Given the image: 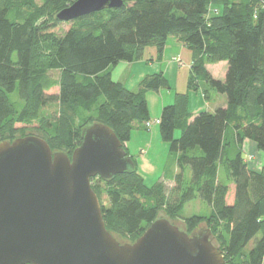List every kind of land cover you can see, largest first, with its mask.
Here are the masks:
<instances>
[{
	"label": "trees",
	"instance_id": "trees-1",
	"mask_svg": "<svg viewBox=\"0 0 264 264\" xmlns=\"http://www.w3.org/2000/svg\"><path fill=\"white\" fill-rule=\"evenodd\" d=\"M73 1L0 0V142L37 135L70 157L82 129L102 123L128 155L132 129H147L151 120L146 92L169 83L158 72L133 91L114 81L111 70L140 59L147 45L160 57L173 35L192 53L190 88L206 99L222 94L227 104L194 115L187 95L176 93L162 107L159 133L176 166L164 170L163 181L146 186L132 158V171L90 179L105 227L131 243L163 213L188 234L204 224L226 264H264V171L242 156L244 140L264 151V0H122L119 8L67 21L60 34L55 15ZM221 61L226 71L219 79L206 64ZM165 181L173 184L166 189ZM196 197L210 213L181 217Z\"/></svg>",
	"mask_w": 264,
	"mask_h": 264
},
{
	"label": "water",
	"instance_id": "water-1",
	"mask_svg": "<svg viewBox=\"0 0 264 264\" xmlns=\"http://www.w3.org/2000/svg\"><path fill=\"white\" fill-rule=\"evenodd\" d=\"M122 5L75 0L55 18L72 21ZM133 168L115 133L102 123L82 129L70 157L53 152L37 135L0 142V264H226L205 227L188 234L159 217L131 243L106 229L90 179L107 180Z\"/></svg>",
	"mask_w": 264,
	"mask_h": 264
},
{
	"label": "rangeland",
	"instance_id": "rangeland-1",
	"mask_svg": "<svg viewBox=\"0 0 264 264\" xmlns=\"http://www.w3.org/2000/svg\"><path fill=\"white\" fill-rule=\"evenodd\" d=\"M215 9L211 7L210 13H215ZM70 26L69 22H61L55 30L58 33H62L68 29ZM172 37V38H171ZM168 39L171 41L174 40L171 47L168 49H163V55L160 57L156 54L153 56L152 49L155 46L147 45L142 52V56L140 59L133 61L134 63L131 72L128 74V70L125 71V74L128 77L127 87L135 86L147 75L155 74L158 72H163L165 78L168 80L169 88H160L158 91L149 90L146 92L145 97L147 101V106L150 115V121H152L151 125L153 126V135H148L150 132L148 130L150 127L138 128L134 127L131 132L130 139L126 142L125 146L127 147V152L131 150V153L128 155L135 160L138 172L142 174L144 177V182L146 186H152L154 183L162 180L164 176V170L170 168L175 171L176 166L173 162H170L169 158V144L161 139L159 133V125L157 123H153L155 120L154 114H160L163 106L170 105L174 101V95L176 93H184L187 95L188 100V109L192 114H197L201 111H209L208 108L210 106L213 107L216 105L218 100L216 98L206 99L202 97V93L200 89H192L189 86V80L191 74L190 64L187 59L182 55L180 51V47H182L180 42L176 40L177 38L173 35L168 36ZM188 49V48H186ZM165 51V53H164ZM179 55V56H176ZM176 56V57H174ZM153 59V62L151 61ZM180 59V62L174 60ZM127 63V62H126ZM221 63V62H220ZM220 63H208L210 64L209 69L214 73L216 70V66H220ZM124 64H119L115 68V72L123 70ZM207 65V64H206ZM218 72V69L216 70ZM53 76L56 77L58 75L57 71L52 72ZM218 74V73H216ZM221 75H217V78ZM124 78V77H123ZM199 84H203V80L198 79ZM202 85L201 87H204ZM131 89V90H136ZM210 92V91H209ZM211 93V92H210ZM213 92L214 95H218L219 93ZM15 94V93H14ZM11 95V97L14 96ZM170 99L167 104L163 105L162 101L166 102L167 99ZM170 103V104H169ZM213 112V111H210ZM152 113V114H151ZM153 116V117H152ZM150 125V126H151ZM158 128V129H157ZM156 131L157 134L155 133ZM29 132V131H28ZM147 132V133H146ZM27 133V131H26ZM174 136L177 138L180 136V130L176 129L174 132ZM130 145V147L128 146ZM130 149V150H129ZM244 152L242 153L243 158L249 162L253 161V167L258 170L264 171V151L258 150L254 142L250 140H246L244 142ZM256 155V156H254ZM254 156V157H253ZM263 157V159H260ZM251 166V164H249ZM220 173H222V169H220ZM190 169L186 167L184 170V180L188 181L190 179ZM97 177V176H96ZM173 183L171 181H165V188L168 189ZM103 202L106 203L105 197H103ZM210 213L209 205L203 200L196 197L192 201L186 203L184 206L181 217H189L192 215L206 216ZM161 217H167L161 213ZM174 224L179 226L180 229L183 230L182 223L179 220L172 221ZM204 224L200 225V230H204ZM199 230V229H198ZM197 231V230H196ZM213 237V235H212ZM120 241V239H118ZM122 240V239H121ZM252 242H250L247 248H250ZM264 263V258H263Z\"/></svg>",
	"mask_w": 264,
	"mask_h": 264
},
{
	"label": "crops",
	"instance_id": "crops-1",
	"mask_svg": "<svg viewBox=\"0 0 264 264\" xmlns=\"http://www.w3.org/2000/svg\"><path fill=\"white\" fill-rule=\"evenodd\" d=\"M215 9V8H214ZM216 11V10H215ZM172 38V37H171ZM177 40V39H176ZM173 42H174V40L172 39L171 41L167 38V40H166V43H165V47H164V49L166 48V49H168V48H170L171 47V44H173ZM178 42H180V41H178ZM180 44H182L181 42H180ZM182 47H180V51L179 52H181L182 53V55L187 59V61H189L188 63H191L192 62V53H191V51L189 50V49H186L187 47L185 46V45H181ZM156 52V48L154 47V49H152V53H153V56L156 54L155 53ZM164 53H165V51H164ZM162 55H163V53H162ZM176 56H179V55H176ZM176 56H174V57H176ZM179 57H181V56H179ZM152 62H153V59L151 60ZM134 62H131V63H126V62H119L114 68H112V70H111V78L114 80V81H118V82H121L126 88H128L129 89V87H127V79H128V77L126 76V75H124L125 74V71L126 70H128V74L131 72V69L133 68V64ZM218 63H220V62H218ZM119 64H124L123 65V70L122 71H118V73L117 72H115V68L119 65ZM209 66H210V64H207L206 65V70L213 76V77H215V78H217V75H221V76H219L218 78L219 79H222L223 77H224V74H225V71H226V62L225 61H221V63H220V66H218V65H215L216 66V70L218 69V72H216V70H215V72L213 73L210 69H209ZM190 67V66H189ZM216 73H218V74H216ZM124 77V78H123ZM137 86H138V84H136L135 86H133V87H130L131 89H135V88H137ZM214 91H212L211 92V95H210V98H216L215 100H218L217 101V103H216V105L215 106H213V107H211L210 108V106L208 107L210 110L209 111H214L216 108H218V107H225L226 106V104H227V101H226V97L224 96V95H222V94H218V95H214L213 96V93ZM216 94V93H215ZM203 97V96H202ZM209 98V99H210ZM169 101H171L169 98L166 100V102L163 100L162 101V104L163 105H165V104H167ZM172 102V101H171ZM170 104V103H169ZM208 111V110H207ZM152 114V113H151ZM159 115L160 114H154L153 116L155 117V119H158L159 118ZM152 116V117H153ZM158 129V128H157ZM148 130H150V132L149 133H147L148 135H153V126L151 125L150 126V128L148 129ZM157 132L158 131H156L155 133L157 134ZM158 135V134H157ZM246 140H244V142H245ZM244 142H243V144H242V153L244 152L243 150V148H244ZM129 147H130V145H128ZM126 150H127V147H126ZM130 150V149H129ZM129 153H131V150L128 152V154ZM254 156H256V155H254ZM253 156V157H254ZM260 159H263V157H261ZM253 162V161H252ZM251 161H249L248 162V164H251V166H253V163H252Z\"/></svg>",
	"mask_w": 264,
	"mask_h": 264
},
{
	"label": "built area",
	"instance_id": "built-area-1",
	"mask_svg": "<svg viewBox=\"0 0 264 264\" xmlns=\"http://www.w3.org/2000/svg\"><path fill=\"white\" fill-rule=\"evenodd\" d=\"M174 60H176V61H178V62H180V59H174ZM155 122H158V120H156ZM146 127H150V125H151V122L150 121H147V122H145V124H144Z\"/></svg>",
	"mask_w": 264,
	"mask_h": 264
},
{
	"label": "bare ground",
	"instance_id": "bare-ground-1",
	"mask_svg": "<svg viewBox=\"0 0 264 264\" xmlns=\"http://www.w3.org/2000/svg\"><path fill=\"white\" fill-rule=\"evenodd\" d=\"M64 22H67V21H64ZM156 120H158V122H159V119H156ZM156 120H154L153 123H158V122H155ZM150 122L152 123V121H150Z\"/></svg>",
	"mask_w": 264,
	"mask_h": 264
}]
</instances>
